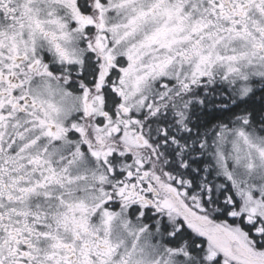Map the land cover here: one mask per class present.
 I'll return each instance as SVG.
<instances>
[{"label": "snow or ice", "instance_id": "6c2138e0", "mask_svg": "<svg viewBox=\"0 0 264 264\" xmlns=\"http://www.w3.org/2000/svg\"><path fill=\"white\" fill-rule=\"evenodd\" d=\"M0 264H264V0H0Z\"/></svg>", "mask_w": 264, "mask_h": 264}]
</instances>
